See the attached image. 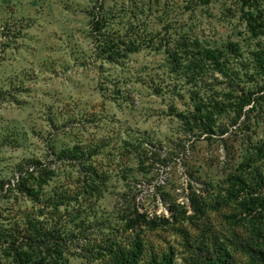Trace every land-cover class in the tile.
I'll return each instance as SVG.
<instances>
[{
	"label": "rangeland",
	"instance_id": "rangeland-1",
	"mask_svg": "<svg viewBox=\"0 0 264 264\" xmlns=\"http://www.w3.org/2000/svg\"><path fill=\"white\" fill-rule=\"evenodd\" d=\"M258 232L264 0H0V264H259Z\"/></svg>",
	"mask_w": 264,
	"mask_h": 264
},
{
	"label": "trees",
	"instance_id": "trees-1",
	"mask_svg": "<svg viewBox=\"0 0 264 264\" xmlns=\"http://www.w3.org/2000/svg\"><path fill=\"white\" fill-rule=\"evenodd\" d=\"M129 50L131 51H135V48L132 47ZM216 66H220V68L222 67V65H218V63H215ZM205 197L203 196H194V197H190L189 198V203H190V210L192 212V216H189L188 218H186V221H199L200 219H202L207 211V203L204 200ZM173 220L175 218V222L178 221H184L185 218H180L179 220H177L176 217H172ZM157 221H159V224L157 223ZM127 227L128 229H134V228H143V226H150L149 227L150 230H154L155 228L159 227V226H166L169 223L168 219H159V220H149V221H145L144 219V215H137L134 219H128L127 221ZM256 239L257 241L259 240H264V232H258V234L256 235ZM236 246H239L242 250H245L246 248V253H248L249 256L252 257V259L256 262H258L259 264H264V251L262 249L258 248H254L252 246H248L245 247L242 244L239 243H234ZM201 246L197 247V255H204L206 260L208 261L207 258H211L213 257V255H215L216 258L220 259L222 258V262L221 264H231V262L228 260V256L226 255V253H220L219 251H221L220 248L217 249H211L209 250L204 243H200ZM136 251H132L129 253L123 252V251H117L116 253H114V251L112 249H110V251H112L113 253V259H114V264H137L141 261V256H140V252L139 249L137 247H135ZM33 250V249H32ZM13 251L15 252L16 255V260L18 262V264H43L41 263H36L33 261L34 258H37V256H33L31 254H29L27 251H21L20 249H13ZM199 258V256H197ZM197 258V259H198ZM202 258V257H201ZM209 262V261H208ZM210 263V262H209ZM44 264H58V263H44ZM143 264H173L172 260L168 257H164L161 259V261L159 263H156L155 259H153L150 262H144ZM211 264V263H210Z\"/></svg>",
	"mask_w": 264,
	"mask_h": 264
}]
</instances>
